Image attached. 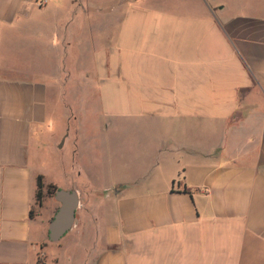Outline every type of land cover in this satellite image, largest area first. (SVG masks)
Segmentation results:
<instances>
[{"label": "crops", "instance_id": "0c3cea01", "mask_svg": "<svg viewBox=\"0 0 264 264\" xmlns=\"http://www.w3.org/2000/svg\"><path fill=\"white\" fill-rule=\"evenodd\" d=\"M98 7L0 0V56H59L0 62V264H264V0ZM49 185L80 239L51 244Z\"/></svg>", "mask_w": 264, "mask_h": 264}, {"label": "rangeland", "instance_id": "374dc122", "mask_svg": "<svg viewBox=\"0 0 264 264\" xmlns=\"http://www.w3.org/2000/svg\"><path fill=\"white\" fill-rule=\"evenodd\" d=\"M92 1H94L95 4L99 5L98 10L100 11V14L109 8L110 9V16L114 17L116 15V10H117L116 8L118 7L119 4H122L124 2L126 5H128L133 0H92ZM67 13H65V15H67ZM43 15L52 16L53 14H52V11H46ZM65 15H63V16H65ZM47 38H48V33H47L46 41L44 42L45 47L44 48L41 47V52H38V50H36L35 54L32 52L33 48H29L31 50L30 52H29V49H28V51L27 50L23 51L22 39L18 38L16 40L18 42L14 41V44H11L10 50H8V51L5 50V53H4L5 55L0 56V62H2V63H9L10 62V63L16 64L17 66H20V67L21 66L22 67L28 66L29 68L31 67V65L33 66V61H35L36 64H38L39 62H44L43 65H46L48 63L57 62L58 57H59L57 55L58 49L53 48L52 46L50 47V45L48 44L49 40H47ZM9 51H10V53H8ZM7 54H9V57ZM64 57L65 56L62 55V58H64ZM42 71H44V72L46 71L45 67H43ZM32 72L40 73V71H32ZM70 73H71L70 71H67V72L63 73V75L69 76ZM48 74H50V72H46V75H48ZM84 74H85L84 71L76 70V71L72 72L71 77L74 79L80 80L81 78L84 77ZM70 84H71V82H70ZM71 88H72V86H69V85L65 88L67 90L68 94L70 93L69 91H71L70 90ZM66 105H67V107L73 109V107L75 108L76 105H78V104H75V105L66 104ZM87 105L90 108H91V106L94 107V104L88 103ZM61 110L62 111L60 113L63 112V114H64L65 111H67L68 109L63 104ZM91 111L92 110L89 109V112H91ZM90 121L93 123V126H94V130H93V134H92V141L95 145V149L92 150L93 151V160H94V166H93L94 172L93 173H94L95 177H97L98 166L96 164H99L101 159H102V154H101V150H100L101 149V146H100L101 135H98V132L96 131V128H95L96 123L99 120L92 119ZM105 199H107L106 195L103 194V196L101 198H96V199H94V201L96 203L100 204ZM73 228H76V226H73ZM71 232L72 231H70V233H68V235H66L60 241H57V242H54L51 244H53V246H56V245H61L63 243V240L64 241L69 240V239L75 240V239L81 238V237L72 235ZM62 261L63 262L61 264H68L67 260H66V253H65V256L64 255L62 256Z\"/></svg>", "mask_w": 264, "mask_h": 264}, {"label": "water", "instance_id": "95a60500", "mask_svg": "<svg viewBox=\"0 0 264 264\" xmlns=\"http://www.w3.org/2000/svg\"><path fill=\"white\" fill-rule=\"evenodd\" d=\"M55 198L61 202L49 226V239L59 241L73 227L76 222L80 197L76 189L59 188L55 191Z\"/></svg>", "mask_w": 264, "mask_h": 264}, {"label": "trees", "instance_id": "16d2710c", "mask_svg": "<svg viewBox=\"0 0 264 264\" xmlns=\"http://www.w3.org/2000/svg\"><path fill=\"white\" fill-rule=\"evenodd\" d=\"M43 184H42V181L41 180H39V186H42ZM58 188H57V186H55V185H49V193L51 194V195H54L55 194V191L57 190ZM38 199H39V201L42 199V192L39 190V192H38Z\"/></svg>", "mask_w": 264, "mask_h": 264}, {"label": "built area", "instance_id": "2783aa9c", "mask_svg": "<svg viewBox=\"0 0 264 264\" xmlns=\"http://www.w3.org/2000/svg\"><path fill=\"white\" fill-rule=\"evenodd\" d=\"M49 2V0H36V3L39 5V6H45L47 5Z\"/></svg>", "mask_w": 264, "mask_h": 264}]
</instances>
